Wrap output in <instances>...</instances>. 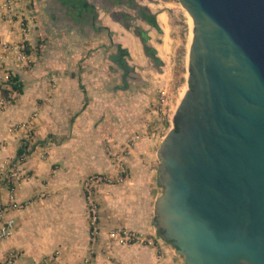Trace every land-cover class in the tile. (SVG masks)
Returning <instances> with one entry per match:
<instances>
[{"label":"water","instance_id":"95a60500","mask_svg":"<svg viewBox=\"0 0 264 264\" xmlns=\"http://www.w3.org/2000/svg\"><path fill=\"white\" fill-rule=\"evenodd\" d=\"M188 89L156 157L153 224L182 264H264V0H178Z\"/></svg>","mask_w":264,"mask_h":264},{"label":"crops","instance_id":"0c3cea01","mask_svg":"<svg viewBox=\"0 0 264 264\" xmlns=\"http://www.w3.org/2000/svg\"><path fill=\"white\" fill-rule=\"evenodd\" d=\"M86 1L95 5L94 0ZM2 2L0 0L1 40L12 45L25 43L31 48L38 33H47L50 40L41 56L35 57L32 50L27 54L28 60L34 65L30 70L12 53L0 51V86L6 82L5 86L13 98L7 107L0 110V166L17 160L18 149L22 143L27 144L30 135L27 132H32L37 142L27 149L28 159L22 163L31 173L32 180L17 191V197L24 203L26 199L38 198L26 209L11 214L14 230L11 237L0 240V264L5 263L11 251L19 253L13 264H35L46 258H51L55 264H83V259L89 257L91 261L88 264H182L174 249L155 233L151 214L155 198L151 192L154 188L152 184L148 185L143 199L140 198L142 201L133 199L135 185L114 190L103 203L100 236L91 241L83 199L84 179H81L88 172L100 168L98 153L91 145L97 141L100 132L95 134L92 130L96 119L91 113L92 107L87 105L88 95L74 86H78V81L81 84L83 74L73 79L63 73L64 78L60 79H71L73 86L69 89L59 86L56 91H50L47 83L49 79L46 77L55 69V64L76 66L79 62V41L70 45L67 51H57L56 41L45 24L49 4L69 5L73 0H25L15 5L7 15L1 10ZM77 11L76 14L82 15V11ZM95 12L99 16L96 18L94 14L93 18L100 20L105 29L114 32L121 28L120 24L106 16L104 10H98L96 6ZM23 20H27L24 31L19 26ZM116 42L114 40L113 44H119L129 53L130 49L126 45ZM4 71L18 77L22 93L10 89ZM59 71L64 72L63 69ZM111 113L114 114L113 110ZM23 122H27L26 128L18 129L16 125ZM108 124L113 126L114 123L111 120ZM160 142L161 138L158 142L150 139L146 143L149 156L153 155L154 147ZM42 153L45 154L44 158H41ZM135 175L139 179L136 172L130 184L137 181ZM150 179L151 174L148 175L149 182ZM7 195L8 189L4 190L0 186V207L7 202ZM30 223L38 227L45 225L37 241L32 236ZM117 225L143 234L144 237H153L154 244L125 246L113 241L108 231Z\"/></svg>","mask_w":264,"mask_h":264},{"label":"rangeland","instance_id":"374dc122","mask_svg":"<svg viewBox=\"0 0 264 264\" xmlns=\"http://www.w3.org/2000/svg\"><path fill=\"white\" fill-rule=\"evenodd\" d=\"M94 3L95 9L97 6L98 10H104L106 16L111 19H113L112 14L126 15L122 20L130 29L125 28L115 19L113 20L120 24L121 28L114 32L105 29L100 20L93 18L94 14H96V18L99 16L95 9L90 12L82 11V15H78L70 12L67 6L49 4L45 24L56 41L57 51H67L70 45L79 41L78 53L80 55L76 66L65 63L55 64L53 65L55 69L49 72L46 77L49 79L47 83L50 91H56L59 86L60 88L64 86L67 89L73 86L71 79H65V81L60 79L64 78L63 73L64 76H72V78L75 76L80 78V75L83 74L80 78L81 84L78 81V86L77 84L74 86L86 92L88 95L87 105L92 107L91 113L96 119V125L92 130L95 134L100 132V135L97 141L91 145L98 153L100 168L88 172L81 181L92 175H101L109 179V182L102 185L99 190L98 201L101 218L104 200L109 198L114 190L125 185L136 186L135 193H132L134 200L142 201L140 198L143 199L148 185L151 186V184L154 186L151 189L155 197L154 204L156 198L160 196L157 184L159 160L156 157V152L161 142L156 144L154 152H152L153 155L150 156L146 143L150 139H156L158 142L161 138L162 141L167 132L174 127L173 116L177 109L178 99L184 92L183 90L185 92L187 90L191 28L190 18L187 17L186 10L178 0H135L136 4L146 7L156 17L161 29L160 33L139 19L137 13L129 7L124 5L109 7L110 5L103 0H94ZM23 22L25 25L27 24V20H23ZM136 30H141L148 35V44L155 47L156 55L161 61L159 64L154 63L144 54L142 43L134 33ZM49 40L47 33L46 35L43 32L38 33L33 48L23 43L19 44L21 46L19 51L27 55L32 50L35 57L41 56L46 51ZM114 40L130 49L129 56L120 57V60L116 59L119 53L116 48L117 44H113ZM133 47L138 50L136 54L132 52ZM122 60L128 65L129 70L125 71L121 67ZM32 66H34L33 62L28 60L25 66L27 70H30ZM61 69L64 72H60ZM5 83L2 82L0 86L1 96L13 101ZM111 110L115 115L111 113ZM33 118L34 116L30 117L29 121ZM111 120L114 124L113 126L108 124L110 125L108 126L107 122ZM22 124L28 125L27 122ZM27 135H29L27 139L29 150L37 140L33 139L32 132L28 131ZM22 145L24 144L22 143ZM27 156L25 155L22 163L27 161ZM44 157L45 154L42 153L41 158ZM22 163L19 172L22 177L18 181L16 192L32 180L31 173L24 168ZM136 172L139 174V179L135 175L137 181L130 184V179ZM149 174L152 175L150 182ZM2 179L0 182L2 189H9V179L4 177ZM39 196L42 198L47 195ZM36 200L38 198L24 200V209ZM151 214L153 219L154 207ZM86 219L89 230L87 214ZM30 227L32 236L37 241L41 236L40 231L44 230L45 225L38 227L36 224L30 223ZM119 227L123 226L117 225L112 229ZM150 239L154 242L153 237H146V240ZM141 244L144 245V243ZM55 254L58 255V251ZM85 259H83V264H85ZM88 259L90 262L91 258ZM180 259L182 263V258L180 257Z\"/></svg>","mask_w":264,"mask_h":264},{"label":"built area","instance_id":"2783aa9c","mask_svg":"<svg viewBox=\"0 0 264 264\" xmlns=\"http://www.w3.org/2000/svg\"><path fill=\"white\" fill-rule=\"evenodd\" d=\"M25 0H3L1 5V10L6 15L8 12L12 10V8L24 2ZM19 26L22 31L27 28V24L23 21L19 22ZM23 44V43H21ZM20 45H12L7 41L0 39V51L9 52L15 55L18 58V61L21 63H25V66L28 63V58L25 53L19 51ZM5 72V71H4ZM5 81H7L10 77V74L5 72ZM12 98V97H10ZM11 103V99H7L0 94V110H3ZM25 124L16 125L18 129H24ZM25 159V154L17 158L15 162L9 163L8 165L0 166V177H4L9 179V189L7 195V202L0 207V240H5L11 237L14 230V218L11 215L13 212H17L19 210H23L25 208V203L18 200L17 197V185L18 181L21 179L22 174H20V165L22 161ZM109 182V179L102 177L101 175H92L87 177L83 181V199L86 208V214L89 222V231L91 241H95L100 236V208L98 195L99 190L102 185H106ZM109 237L113 241L125 246L141 244L152 246L154 242L152 240H146V237L137 233L135 231H131L124 227H119L116 229H112L109 231ZM19 257V253L11 251L8 254V257L4 264H13ZM89 260L85 259V264H88ZM35 264H55V262L51 258L43 259Z\"/></svg>","mask_w":264,"mask_h":264},{"label":"trees","instance_id":"16d2710c","mask_svg":"<svg viewBox=\"0 0 264 264\" xmlns=\"http://www.w3.org/2000/svg\"><path fill=\"white\" fill-rule=\"evenodd\" d=\"M133 0L130 1V3H124L128 4L127 7L133 9L136 13L139 19H141L143 22H145L147 25L150 27L154 28L158 33L161 32V29L156 21V17L150 12L149 9L146 7L140 6L138 4L132 3ZM135 1V0H134ZM72 2V1H71ZM75 3H79L83 10L86 12L90 10L94 11V6L89 4L86 0H73ZM109 7H113V4H110ZM96 15V14H95ZM115 21L120 22L125 28L130 29L129 26L125 25L124 21L121 20L120 14H112L111 15ZM137 37H139L144 54L150 58L154 63L159 64L161 61L156 55V50L148 44L149 37L146 33H143L141 30H136L134 32ZM116 48L118 50L119 55L116 56V59L120 60V57H125L129 56V53L126 49H123L119 44L116 45ZM118 57V58H117ZM121 67L125 69V71L129 70L128 65L122 60V65ZM7 84L10 86V89L12 91H15L17 93H22V84L20 83L19 79L17 76L10 75L9 80ZM10 93V91H9ZM176 129H178V125L174 124ZM28 146L27 144L22 145L18 151H17V158H19L22 155H26L28 153Z\"/></svg>","mask_w":264,"mask_h":264},{"label":"flooded vegetation","instance_id":"af4514ba","mask_svg":"<svg viewBox=\"0 0 264 264\" xmlns=\"http://www.w3.org/2000/svg\"><path fill=\"white\" fill-rule=\"evenodd\" d=\"M103 1H106L109 5L110 4H113V7H115V6H121V5H124V6H126L127 7V5L128 4H124V3H130V1L131 0H103ZM132 3H134V4H136L135 3V1L133 0L132 1ZM62 6H67V9L70 11V12H74V13H76V11L79 9V12H81V11H85V10H83V8L81 7V5L80 4H77V3H75V2H73V3H70L69 5H67V4H65V5H62ZM94 6V5H93ZM78 12V11H77ZM126 15H123V14H120V17H122L121 18V20L125 17Z\"/></svg>","mask_w":264,"mask_h":264},{"label":"bare ground","instance_id":"6f19581e","mask_svg":"<svg viewBox=\"0 0 264 264\" xmlns=\"http://www.w3.org/2000/svg\"><path fill=\"white\" fill-rule=\"evenodd\" d=\"M186 14H187V17L188 18H190V28H191V30H190V43H189V48H190V44H191V41H192V33H193V30H192V28H193V22H192V19H191V17H189L188 15V12L186 11ZM136 45V44H135ZM132 52L133 53H135L136 54V52H138V50L135 48V47H133V50H132ZM189 56V55H188ZM189 75V74H188ZM187 84H188V79H187ZM187 89H188V85H187ZM184 92L183 93H181V96H180V98L178 99V104H177V108L179 107V105H180V103H181V101L183 100V98H184V96H185V94H186V92H187V90H186V92H185V90H183ZM177 110V109H176ZM176 112V111H175ZM175 115V114H174ZM174 117V116H173ZM165 137V136H164ZM164 139V138H163ZM162 139V140H163Z\"/></svg>","mask_w":264,"mask_h":264}]
</instances>
